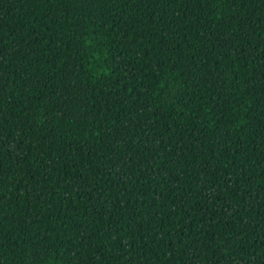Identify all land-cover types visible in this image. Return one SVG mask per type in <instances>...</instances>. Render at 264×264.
<instances>
[{
	"label": "trees",
	"instance_id": "obj_1",
	"mask_svg": "<svg viewBox=\"0 0 264 264\" xmlns=\"http://www.w3.org/2000/svg\"><path fill=\"white\" fill-rule=\"evenodd\" d=\"M0 264H264V0H0Z\"/></svg>",
	"mask_w": 264,
	"mask_h": 264
}]
</instances>
